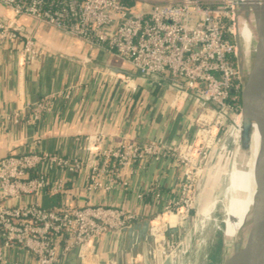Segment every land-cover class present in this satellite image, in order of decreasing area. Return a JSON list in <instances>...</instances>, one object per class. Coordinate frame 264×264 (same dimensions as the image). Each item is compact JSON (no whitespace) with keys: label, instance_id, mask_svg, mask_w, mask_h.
<instances>
[{"label":"built area","instance_id":"obj_1","mask_svg":"<svg viewBox=\"0 0 264 264\" xmlns=\"http://www.w3.org/2000/svg\"><path fill=\"white\" fill-rule=\"evenodd\" d=\"M243 4L244 0H0L9 12L5 18L0 17V51L13 48L19 67L39 56L34 33L24 35L17 29L22 25L21 17H27L35 27H50L80 40L89 49L100 48L124 59L139 74L168 78L175 86L170 101L174 109L179 110L187 98L198 104L192 134L175 145L138 143L125 137L105 145L102 133L96 131L84 137L83 159L41 150L1 155L0 260L5 250L19 248L32 257L29 264H55L75 250L81 264H98L96 238L140 221V213L91 203L44 207L35 199L23 203H14L13 199L23 193L62 192L66 179H50L49 171L77 175L85 169V189L108 190L120 183L127 167L169 157L180 169L175 195L147 218L156 255L151 264H172L165 231L178 227L182 237L187 228L188 212L196 200L195 188L206 170L200 156L221 139L219 133L230 136L239 128L234 18L241 20ZM112 76L131 94L136 91L132 76ZM53 95L42 96L19 111H29L31 119L36 120L49 108ZM12 115L19 113L14 111ZM147 192L161 197L157 182L138 192L137 197Z\"/></svg>","mask_w":264,"mask_h":264},{"label":"crops","instance_id":"obj_2","mask_svg":"<svg viewBox=\"0 0 264 264\" xmlns=\"http://www.w3.org/2000/svg\"><path fill=\"white\" fill-rule=\"evenodd\" d=\"M0 14L9 12L0 5ZM24 31L34 33L38 58L19 67L13 48L0 51V156L9 151L41 150L84 158L85 135L99 131L103 144L125 137L138 143L156 141L175 145L194 130L198 104L187 98L179 110L170 105L175 86L166 77L139 74L127 61L100 48L89 49L80 40L43 25L20 19ZM129 73L136 84L131 94L112 74ZM49 108L36 120L19 111L42 96L52 95ZM18 111L14 116L12 112ZM208 152L205 158L207 161ZM87 171L70 174L49 171L50 179L64 177L62 192L20 194L14 203L37 200L44 207L86 203L117 206L147 217L160 211L173 197L180 178L179 167L169 157L127 167L112 188L85 189ZM102 180H107L103 174ZM126 180L127 184L121 183ZM157 182L161 197L137 193ZM196 185L195 192H197ZM99 264H151L146 254L132 259L124 248V233L106 231L95 240ZM0 264H29L32 257L19 248L2 253ZM109 256V258H108ZM55 264H81L75 250Z\"/></svg>","mask_w":264,"mask_h":264},{"label":"water","instance_id":"obj_3","mask_svg":"<svg viewBox=\"0 0 264 264\" xmlns=\"http://www.w3.org/2000/svg\"><path fill=\"white\" fill-rule=\"evenodd\" d=\"M244 11L249 8L252 12L253 26L256 37V48L250 61H245L240 54V37L238 34L239 21L235 19L234 41L236 44L235 64L239 80V139L238 146L246 141L252 117H255L259 126L258 149L255 159L256 186L259 195L261 209L255 216L253 230L243 249L236 247L233 255L221 264H264V0H244ZM0 17L5 18L0 14ZM24 35L22 25L17 27ZM35 40V37L33 35ZM130 75L129 73H126ZM245 74V75H244ZM131 76V75H130ZM243 76L246 77L245 81ZM204 149L200 162L206 158ZM124 233V248L132 259L142 257L144 254L151 263L156 260L154 238L150 233V225L147 217L140 221L126 225L118 229ZM181 238L178 227H172L165 231L166 247L171 250ZM109 258V256H108ZM174 254L170 255L173 262ZM99 264V263H98Z\"/></svg>","mask_w":264,"mask_h":264},{"label":"bare ground","instance_id":"obj_4","mask_svg":"<svg viewBox=\"0 0 264 264\" xmlns=\"http://www.w3.org/2000/svg\"><path fill=\"white\" fill-rule=\"evenodd\" d=\"M240 18L241 20L239 19V27L237 31L240 37V54L245 61H250L256 48V37L251 9L249 8L247 11H244ZM231 134L232 136L230 138L233 142L238 140L239 128L234 129ZM258 139V122L255 117H252L246 141L243 145H239V149L237 150L238 157H234L230 161L229 168H227L228 171L224 175V186L217 191L211 201L200 213L197 224L198 231H202L211 222L216 206L219 204L222 205L225 213V217L222 220L224 223L222 229L224 235L227 237V242L223 251L224 253L221 258L222 262L233 255V251L236 247L239 246L240 249H243L246 246L253 230L255 216L261 209L259 195L257 193L255 172ZM238 164L241 167H238ZM175 219H177V217H174V220ZM174 220H172V222ZM214 221L215 219L213 222ZM158 225L154 226L155 230L158 229ZM214 226L218 229L221 228L216 224H214ZM156 235L159 237L158 233H156ZM187 258H189V256ZM192 259V262L194 263L197 260V257ZM182 262L185 263L186 259ZM205 263L206 262H204V264ZM215 264H219V262H216Z\"/></svg>","mask_w":264,"mask_h":264},{"label":"rangeland","instance_id":"obj_5","mask_svg":"<svg viewBox=\"0 0 264 264\" xmlns=\"http://www.w3.org/2000/svg\"><path fill=\"white\" fill-rule=\"evenodd\" d=\"M245 79L246 77L243 76L244 81ZM224 130L223 128L222 131ZM218 135L221 139L212 148L206 150V156L209 151L212 153L208 155L207 161L204 164L206 166L205 174L197 183L199 185L197 187L196 200L193 208L188 212L187 228L182 232V237L176 243V246H173L171 249L172 254H174L172 264L222 263L221 258L227 242V237L224 235L222 229L224 225L222 220L225 217L222 205L216 206L211 222L202 231H198L197 229L202 209L211 201L217 191L224 186V175L228 171L227 168H229L230 161L234 157H238V140L233 142L230 138L232 134L230 136L225 134L224 137H222V133ZM237 166L241 167L239 164ZM214 219L215 223L213 222ZM214 224L221 228L218 229ZM188 256L189 258H187ZM194 257H197V260L193 263L192 258ZM184 259H186L185 263L182 262Z\"/></svg>","mask_w":264,"mask_h":264}]
</instances>
